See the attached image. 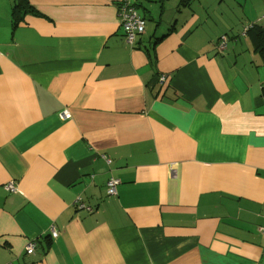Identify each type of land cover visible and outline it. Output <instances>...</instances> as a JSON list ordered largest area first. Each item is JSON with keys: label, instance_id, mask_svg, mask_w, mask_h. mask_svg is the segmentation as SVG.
I'll return each mask as SVG.
<instances>
[{"label": "crops", "instance_id": "crops-1", "mask_svg": "<svg viewBox=\"0 0 264 264\" xmlns=\"http://www.w3.org/2000/svg\"><path fill=\"white\" fill-rule=\"evenodd\" d=\"M119 1L27 0L13 26L0 0V264H264L249 28L243 42L217 30V0L200 15L193 0H135L145 30L130 45Z\"/></svg>", "mask_w": 264, "mask_h": 264}, {"label": "built area", "instance_id": "built-area-1", "mask_svg": "<svg viewBox=\"0 0 264 264\" xmlns=\"http://www.w3.org/2000/svg\"><path fill=\"white\" fill-rule=\"evenodd\" d=\"M117 15L118 20L120 23V27L123 31L124 38L126 42L130 45H132L138 36L142 35L145 30V21L144 19L139 15L136 6H135V0H120L117 6ZM264 19V17H263ZM248 29V28H247ZM245 28L244 31L247 30ZM227 46V39L225 36H222L217 44L218 51L222 52L226 49ZM167 77L164 75H161L158 78V81L161 84H164L166 82ZM69 118V113L67 110H62L59 113V119L61 122L66 121ZM119 184L118 180H115L113 178H110L106 183V192L109 196L116 195V186ZM4 189L9 193L16 192V186L14 183L10 182L4 186ZM73 207L78 210H86L88 212H91V208L86 207L80 200V198H77L73 202ZM262 215L264 217V201L262 205ZM261 232L264 234V227L261 228ZM51 237L56 238L57 232L52 228L51 230ZM26 255H33L35 252V242L29 241L25 248H24Z\"/></svg>", "mask_w": 264, "mask_h": 264}, {"label": "rangeland", "instance_id": "rangeland-1", "mask_svg": "<svg viewBox=\"0 0 264 264\" xmlns=\"http://www.w3.org/2000/svg\"><path fill=\"white\" fill-rule=\"evenodd\" d=\"M209 14L217 23V30L227 36L239 38L240 30L256 25L264 28V0H217ZM204 3V0H202ZM200 0H193L194 11L204 12ZM209 29L214 32L215 26L209 23ZM238 36V37H237ZM241 42L242 39L239 38Z\"/></svg>", "mask_w": 264, "mask_h": 264}, {"label": "trees", "instance_id": "trees-1", "mask_svg": "<svg viewBox=\"0 0 264 264\" xmlns=\"http://www.w3.org/2000/svg\"><path fill=\"white\" fill-rule=\"evenodd\" d=\"M188 2L189 0L183 1L184 4H187ZM30 11H31V8L27 5V0H14L12 7H11L12 25L15 26L17 23L21 22L24 14ZM247 33L249 34L250 39L253 41L254 46H255V51L261 57L262 63L264 65V28L256 26V25H252L248 29ZM262 90L264 91V85L262 86Z\"/></svg>", "mask_w": 264, "mask_h": 264}]
</instances>
